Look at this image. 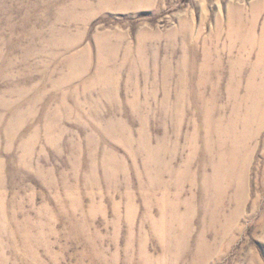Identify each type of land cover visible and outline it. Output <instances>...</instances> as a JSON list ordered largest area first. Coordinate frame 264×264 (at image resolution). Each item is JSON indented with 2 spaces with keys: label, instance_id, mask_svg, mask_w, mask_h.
<instances>
[{
  "label": "rangeland",
  "instance_id": "1",
  "mask_svg": "<svg viewBox=\"0 0 264 264\" xmlns=\"http://www.w3.org/2000/svg\"><path fill=\"white\" fill-rule=\"evenodd\" d=\"M258 1L0 0V264H264Z\"/></svg>",
  "mask_w": 264,
  "mask_h": 264
},
{
  "label": "bare ground",
  "instance_id": "2",
  "mask_svg": "<svg viewBox=\"0 0 264 264\" xmlns=\"http://www.w3.org/2000/svg\"><path fill=\"white\" fill-rule=\"evenodd\" d=\"M263 0H260L257 2V6L254 9V12L252 14L251 20L248 22L247 18L243 15H240L237 18L238 27L236 30V35L240 39V46H239V61L240 63V69L243 68L245 65H247V62L251 59L246 55L249 52V48H256L261 47L262 53L264 54V17L263 20H261V15L264 13V7H263ZM237 38V37H236ZM259 50L258 48L256 51ZM264 55L261 56L260 54H257V56H254V63L257 67H261L260 65V59ZM264 61V60H263ZM263 66V65H262ZM264 70V68H263ZM262 70V74H256L253 69V73L250 77L248 88H247V94L242 97V104L246 103L247 105H244V107L247 109L245 111V122L242 125V131L237 132L236 131V139L245 141L247 138V133L251 131L253 128V125L255 124V119L260 118L261 121L260 124L264 121V71ZM236 130V128H235ZM252 132V131H251ZM246 166V162L243 163ZM225 165V164H224ZM223 166V165H221ZM221 173V170L219 171ZM232 177L234 180L237 175L234 171V169L231 171ZM227 174V173H226ZM223 177L226 175L224 173H221ZM230 179L228 178V181Z\"/></svg>",
  "mask_w": 264,
  "mask_h": 264
}]
</instances>
